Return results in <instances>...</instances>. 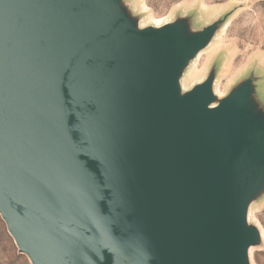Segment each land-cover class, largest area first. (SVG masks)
I'll list each match as a JSON object with an SVG mask.
<instances>
[{
	"label": "water",
	"instance_id": "1",
	"mask_svg": "<svg viewBox=\"0 0 264 264\" xmlns=\"http://www.w3.org/2000/svg\"><path fill=\"white\" fill-rule=\"evenodd\" d=\"M120 0H0V214L32 264H246L260 175L245 89L208 108L178 66L215 26L132 34Z\"/></svg>",
	"mask_w": 264,
	"mask_h": 264
},
{
	"label": "rangeland",
	"instance_id": "2",
	"mask_svg": "<svg viewBox=\"0 0 264 264\" xmlns=\"http://www.w3.org/2000/svg\"><path fill=\"white\" fill-rule=\"evenodd\" d=\"M108 22L132 34L167 25L166 31L176 33L177 44L215 26L199 51L178 66V95L169 102H185L206 86V106L218 108L245 89L242 115L246 130L257 138L262 175H255L245 202L246 227L255 234L246 264H264V0H120ZM0 264H32L1 214Z\"/></svg>",
	"mask_w": 264,
	"mask_h": 264
},
{
	"label": "bare ground",
	"instance_id": "3",
	"mask_svg": "<svg viewBox=\"0 0 264 264\" xmlns=\"http://www.w3.org/2000/svg\"><path fill=\"white\" fill-rule=\"evenodd\" d=\"M158 26H160V29H161V28H165L167 25L162 26V24L158 23ZM198 55H199V58H200L201 52Z\"/></svg>",
	"mask_w": 264,
	"mask_h": 264
}]
</instances>
